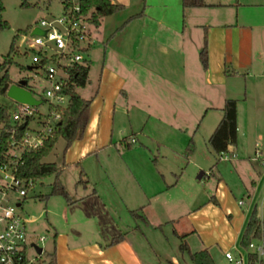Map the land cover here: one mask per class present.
<instances>
[{"label": "crops", "instance_id": "crops-1", "mask_svg": "<svg viewBox=\"0 0 264 264\" xmlns=\"http://www.w3.org/2000/svg\"><path fill=\"white\" fill-rule=\"evenodd\" d=\"M110 1L123 9L94 25L97 40L102 23L117 17L103 43L98 74L88 71V96L77 91L91 100L88 121L82 137L55 162L65 188L61 175L69 167L78 168L86 183H76L75 197L68 193L62 204L51 202L57 195L40 196L49 213L50 251L58 264L192 262L180 250L184 243L192 253H207L213 264L225 262V252L244 249L239 239L254 206L264 220V0H205L206 6L186 8L182 0ZM188 18L206 42V64L198 55L202 68L192 73L184 70ZM113 39L131 44L132 55L121 44L114 52L121 60L112 62ZM127 64L158 76L160 85L157 98L142 105L143 126L129 136L116 123L125 112L132 127L135 115L128 108L134 105L133 81L119 67ZM226 99L237 101V142L227 149L230 158L222 159L208 138ZM186 113L192 121L184 126ZM116 127L123 150L113 141ZM169 225L174 229L165 232ZM175 237L180 239L169 241Z\"/></svg>", "mask_w": 264, "mask_h": 264}, {"label": "built area", "instance_id": "built-area-1", "mask_svg": "<svg viewBox=\"0 0 264 264\" xmlns=\"http://www.w3.org/2000/svg\"><path fill=\"white\" fill-rule=\"evenodd\" d=\"M91 13L92 9L84 11L77 0H67L62 3L60 14L42 17L30 28L32 37L28 49L32 56L27 68L32 74L27 78L37 77L45 85L41 97L33 92L32 86L28 87L27 80L25 88L40 103L44 98L50 111L43 115L38 111V105L14 100L13 107L10 106L9 109L11 140L4 154L5 160L0 163V264L45 262L42 255L46 237L40 235L31 239L27 224L33 222L34 217H23L17 212L28 192L34 188L35 182L33 179L20 177L17 172L24 163L23 155L41 148L52 136L63 109L68 105L69 95L65 92V85L69 82L71 71L88 65L89 51L96 42ZM35 28L43 33L34 34ZM65 99L67 103L64 106ZM32 120H37L38 128L28 127ZM17 125L23 129L19 137L15 136ZM230 156L227 151L219 154L222 159H229ZM35 246L42 248L41 253L37 252ZM29 248L33 253L29 252ZM248 254L256 255V264H264V240L251 238L246 249L239 250L236 254L227 251L224 255L232 264H250Z\"/></svg>", "mask_w": 264, "mask_h": 264}, {"label": "rangeland", "instance_id": "rangeland-1", "mask_svg": "<svg viewBox=\"0 0 264 264\" xmlns=\"http://www.w3.org/2000/svg\"><path fill=\"white\" fill-rule=\"evenodd\" d=\"M22 2H25V5H21ZM4 5V11H3V18L8 21L9 28L0 31V63L3 60V57L9 52L11 42L13 38H15L14 46H15V52L11 54L12 63L9 66V76L10 78L14 79L15 81H20L22 79H25L28 81V87L32 88L33 92L38 96L41 97L43 95L42 88L45 85V83L37 77H34L32 79H28L27 76H29L31 73V70H29L27 67L30 65L31 62V52L28 49L29 44L31 43L30 38L31 36V30L30 28L34 26L36 23L39 22V20L42 17H46L49 15H58L60 14L62 10V2L60 0H3ZM119 18V17H118ZM191 18H188L187 24L188 26L184 28L183 33V39H184V70L188 73H192L193 69L201 67V62L199 60V52L202 48L203 41V32L201 30H196L190 25ZM117 20V17H110L109 19H106L102 25L97 29L96 31V37L97 40L95 42V45L90 49L88 54V60H89V73L92 75H97L100 70V59L101 54L103 51V43L109 38L110 33L114 29L115 22ZM124 45L125 49L127 46V50H125L126 54H131L130 46L131 44L125 45V43H120L118 40L113 39L109 40V55L112 54L113 56L111 58V61L119 62L120 60L117 59V55H114V52H116V48L122 49L120 46ZM110 56V57H111ZM173 59H176L175 56ZM118 64V63H117ZM127 65H124L123 68L119 65L121 70L125 73L126 78L133 81L131 83L130 81V87L132 89L131 92V99L129 101L134 102L133 104H129V110L130 114L134 113V120L132 119L131 125L128 124L127 114L124 112L123 114H118L116 116V123L117 126L119 123H123L126 127L124 135L129 136L131 135V132H137L139 129L143 126V123L139 117V115H142V105L145 104L148 100V97H156L159 91V83H158V76H149V75H142V68L138 67H129ZM119 69V68H118ZM130 71V72H129ZM136 73H135V72ZM128 72V74H127ZM154 77V78H153ZM156 80V81H155ZM16 83V82H14ZM10 85V84H8ZM129 85V84H128ZM86 88H77V91L84 97L88 96V92L90 89V85L85 86ZM42 102L38 105V111L40 114L46 115L50 111V108L48 106L47 101L42 98ZM0 101L4 105H8L13 107L14 102L12 99H10L7 94L6 90L4 89V92L0 95ZM137 102V103H135ZM67 103V99H65L64 106ZM131 103V102H130ZM131 105V106H130ZM138 112V113H137ZM121 117V118H120ZM35 119V118H34ZM118 119V120H117ZM127 121V122H126ZM181 121L183 125L190 123L192 121V117L188 115L187 113L183 115V118H181ZM0 126H2L0 124ZM29 128H38L39 124L37 123V120H32L28 124ZM117 127L114 130V136L113 141L117 144L116 146L123 150L125 149V144L121 143L119 145L118 140L120 137L117 134ZM64 139L62 137H59L51 150V152L42 159L44 162H57L61 163V157L64 149ZM79 169L75 167H69L64 169L62 172L61 178L64 181V184L66 186V190L69 193L70 197H75L76 192V183L79 180ZM86 179V177H83ZM35 186L32 190H30L27 194V197L24 199V202L20 207L17 208V212L22 215L23 217H32L35 216L36 220L33 222H30L27 224L28 233L30 235L31 239H35L33 235L40 236V235H47V239L44 241V250L45 254L42 255L43 259L46 261L48 259L47 252H51V236L50 234L45 230V227L47 226V220L49 213L46 214L45 211V204L46 200L42 199L41 195H47L51 191V183L53 182V176H48L42 179L34 180ZM1 183V182H0ZM79 190H82L80 188ZM59 202L62 204L64 202L63 197L57 195L52 197L51 202ZM248 207V201L245 204L244 208ZM57 210H60L58 208ZM257 220L259 218L257 217ZM175 227V226H174ZM174 229L172 225H169L168 227H164V231L167 232V230ZM170 230V231H171ZM182 231V230H180ZM153 232V231H152ZM162 233L161 231H158ZM184 232H181L180 234H183ZM163 234V233H162ZM167 234V233H166ZM181 236V235H180ZM150 241L154 245H159V242L156 241V236L152 233L150 236ZM175 239H180L179 237H175L174 239L170 238L169 241L175 243ZM38 241V240H36ZM180 243V242H179ZM172 247V246H168ZM167 248V247H166ZM163 251L164 255H170L173 252H167V250H161ZM29 252L33 253L32 249L29 248ZM166 254H165V253ZM179 252V251H178ZM169 264V262H167ZM178 264H193L192 262H178ZM218 264H232L227 259L225 262H219Z\"/></svg>", "mask_w": 264, "mask_h": 264}, {"label": "trees", "instance_id": "trees-1", "mask_svg": "<svg viewBox=\"0 0 264 264\" xmlns=\"http://www.w3.org/2000/svg\"><path fill=\"white\" fill-rule=\"evenodd\" d=\"M67 0H63L65 3ZM84 11L92 9L91 19L94 24L99 22L102 16L114 14L123 9V6L117 3H112L110 0H77ZM21 5H25L22 2ZM205 0H182V6L186 7H203L206 6ZM4 5L3 0H0V31L8 29L9 23L3 18ZM137 17V16H133ZM128 18L126 21L131 19ZM15 38H13L9 52L3 57L0 63V95L1 90L5 84L14 83L9 76V66L12 63L11 54L15 52L14 46ZM206 42L200 50V60L205 66ZM89 64L86 66H79L73 69L70 73L69 82L65 85V92L69 95V101L66 108L63 109L61 119L57 123L56 128L51 137H49L44 145L35 150L26 152L23 155L24 163L18 168L17 174L20 177L27 179H42L48 176H53L51 183V191L47 195L41 197H48L50 195H59L63 198H68V192L61 182L60 174L61 167L55 162H44L42 159L46 157L53 149L57 139L62 137L65 141L64 149L68 148L70 144L80 139L83 135L84 128L88 121L90 99L82 97L77 88H82L88 82ZM10 106L4 105L0 101V163L5 160V151L11 140V126H10ZM222 117L216 125L215 129L208 138V144L216 154H221L227 151L230 145L237 142V101L236 99H226L220 109ZM199 124H197V129ZM23 129L19 125L15 127V136L19 137ZM192 140L188 144L186 154L191 151ZM84 174L81 172L78 184L86 183L83 178ZM135 216L136 214L132 212ZM144 219V218H143ZM145 220V219H144ZM146 221V220H145ZM120 236L114 237L113 241L119 239ZM251 238H262L264 240V220L259 222L257 220V208L254 206L246 221L245 227L239 239V245L246 249ZM180 250L186 252L193 264H213L209 259V255L204 252L192 253L188 250L184 243L180 244ZM45 254V251H44ZM48 259L44 264H58L54 252H47ZM250 264H256L257 257L254 254H248Z\"/></svg>", "mask_w": 264, "mask_h": 264}, {"label": "water", "instance_id": "water-1", "mask_svg": "<svg viewBox=\"0 0 264 264\" xmlns=\"http://www.w3.org/2000/svg\"><path fill=\"white\" fill-rule=\"evenodd\" d=\"M34 34H41V30L38 28H35L33 31ZM26 86V80L22 79L16 83H12L10 85L5 84L4 87L1 90V93L4 92V89L6 90L7 96L19 103H28L30 105H39L40 101L35 99L31 92L25 88ZM22 128V126L20 127ZM38 253H41L42 248L35 246Z\"/></svg>", "mask_w": 264, "mask_h": 264}]
</instances>
